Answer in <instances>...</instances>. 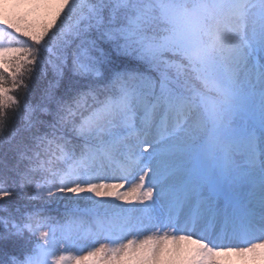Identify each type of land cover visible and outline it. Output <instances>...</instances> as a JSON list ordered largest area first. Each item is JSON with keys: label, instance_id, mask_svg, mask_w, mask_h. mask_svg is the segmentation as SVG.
Returning a JSON list of instances; mask_svg holds the SVG:
<instances>
[{"label": "snow or ice", "instance_id": "snow-or-ice-1", "mask_svg": "<svg viewBox=\"0 0 264 264\" xmlns=\"http://www.w3.org/2000/svg\"><path fill=\"white\" fill-rule=\"evenodd\" d=\"M0 264H264V0H0Z\"/></svg>", "mask_w": 264, "mask_h": 264}, {"label": "rangeland", "instance_id": "rangeland-1", "mask_svg": "<svg viewBox=\"0 0 264 264\" xmlns=\"http://www.w3.org/2000/svg\"><path fill=\"white\" fill-rule=\"evenodd\" d=\"M79 254H81V255H82L83 253H79Z\"/></svg>", "mask_w": 264, "mask_h": 264}]
</instances>
